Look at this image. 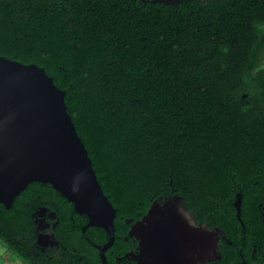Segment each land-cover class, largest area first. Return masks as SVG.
Instances as JSON below:
<instances>
[{"label":"trees","instance_id":"trees-1","mask_svg":"<svg viewBox=\"0 0 264 264\" xmlns=\"http://www.w3.org/2000/svg\"><path fill=\"white\" fill-rule=\"evenodd\" d=\"M151 1L0 0V56L37 65L65 92L116 210L119 247L127 219L139 220L155 200L177 194L198 224L220 228L235 248L232 234L244 231L233 206L237 193L246 227V217H261L264 205V94L244 88L264 0ZM257 87L264 92V73ZM242 94L255 112L243 113ZM39 186L65 205L58 234L70 229L69 237L57 235V253L35 246L26 202ZM85 223L50 185L32 183L10 209L0 204V244L22 264H71L55 259L65 248L70 255L79 249ZM92 229L99 232L94 243L107 242L102 229Z\"/></svg>","mask_w":264,"mask_h":264},{"label":"water","instance_id":"water-1","mask_svg":"<svg viewBox=\"0 0 264 264\" xmlns=\"http://www.w3.org/2000/svg\"><path fill=\"white\" fill-rule=\"evenodd\" d=\"M32 183L50 185L73 205L76 214L84 215L87 224L82 231L94 227L106 233L107 242L95 248L101 264H107L104 252L114 241L116 210L104 195L67 112L65 92L37 65L0 56V204L10 209ZM233 206L240 222L241 192ZM152 209L153 205L148 216Z\"/></svg>","mask_w":264,"mask_h":264},{"label":"flooded vegetation","instance_id":"flooded-vegetation-1","mask_svg":"<svg viewBox=\"0 0 264 264\" xmlns=\"http://www.w3.org/2000/svg\"><path fill=\"white\" fill-rule=\"evenodd\" d=\"M242 99L243 113L255 112V103L247 100V95ZM30 195L26 207L32 208L28 217L33 219L35 246L42 253L53 250L57 253L61 249L57 235L62 240L69 237L70 229L65 234H58V217H64L60 210H63L65 205L56 203L52 192L40 186L32 189ZM176 204L182 206V209L175 207ZM152 205L151 215L146 213L139 220L125 221L128 230L122 238V245L119 247V244L113 241L112 246L104 252L107 264H264V205L261 203L258 204L261 217H246L248 227L240 218L244 231L232 234L236 238L235 248L231 247L232 242L220 228H210L211 231L201 226L205 224H198L177 194L158 198ZM172 208V213L166 217ZM179 212L183 215L182 218ZM92 228L94 227H88L84 231L81 229L82 235L78 239L80 247L77 251L72 249L74 254L70 255L65 248L55 261L63 263L70 259L71 264H101L95 248L98 244L92 239L99 232ZM201 228L206 231V235L198 239L197 231ZM73 243L71 241V244Z\"/></svg>","mask_w":264,"mask_h":264},{"label":"rangeland","instance_id":"rangeland-1","mask_svg":"<svg viewBox=\"0 0 264 264\" xmlns=\"http://www.w3.org/2000/svg\"><path fill=\"white\" fill-rule=\"evenodd\" d=\"M259 30L261 33V39H260L259 45L257 46L255 50V54L253 57V63L246 76L245 86H244V88L247 91L251 92L252 94H256V95L264 94V92L260 93L257 87V84L261 76L264 73V25L260 26ZM245 95L246 94H242L241 98H243ZM176 206L182 209V206L180 207L179 204H176L175 207ZM15 260H16L15 257L12 254H10L8 251H6L4 247L0 244V264H18L19 262Z\"/></svg>","mask_w":264,"mask_h":264},{"label":"bare ground","instance_id":"bare-ground-1","mask_svg":"<svg viewBox=\"0 0 264 264\" xmlns=\"http://www.w3.org/2000/svg\"><path fill=\"white\" fill-rule=\"evenodd\" d=\"M179 215H180V217L182 218L183 217V215L181 214V212H179ZM182 221H183V223H184V220L183 219H181ZM205 228V227H204ZM212 231V230H211ZM206 233V231L204 230V229H198V231H197V238L198 239H201V238H204L205 237V234Z\"/></svg>","mask_w":264,"mask_h":264},{"label":"crops","instance_id":"crops-1","mask_svg":"<svg viewBox=\"0 0 264 264\" xmlns=\"http://www.w3.org/2000/svg\"><path fill=\"white\" fill-rule=\"evenodd\" d=\"M5 249V248H4ZM6 250V249H5ZM7 251V250H6ZM11 254V253H10ZM17 262H19L18 264H22L17 258H15Z\"/></svg>","mask_w":264,"mask_h":264}]
</instances>
